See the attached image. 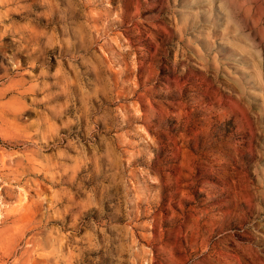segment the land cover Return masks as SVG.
I'll return each mask as SVG.
<instances>
[{
	"label": "rangeland",
	"instance_id": "rangeland-1",
	"mask_svg": "<svg viewBox=\"0 0 264 264\" xmlns=\"http://www.w3.org/2000/svg\"><path fill=\"white\" fill-rule=\"evenodd\" d=\"M0 264H264V0H0Z\"/></svg>",
	"mask_w": 264,
	"mask_h": 264
}]
</instances>
